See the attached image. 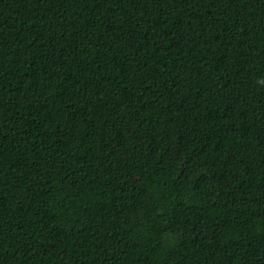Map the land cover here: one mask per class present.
Returning <instances> with one entry per match:
<instances>
[{"label": "trees", "instance_id": "obj_1", "mask_svg": "<svg viewBox=\"0 0 264 264\" xmlns=\"http://www.w3.org/2000/svg\"><path fill=\"white\" fill-rule=\"evenodd\" d=\"M0 264H264V0H0Z\"/></svg>", "mask_w": 264, "mask_h": 264}]
</instances>
